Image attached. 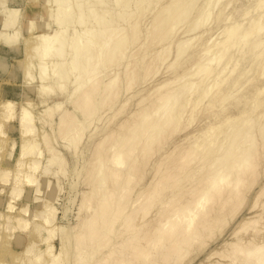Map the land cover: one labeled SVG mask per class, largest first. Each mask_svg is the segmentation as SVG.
<instances>
[{
  "label": "bare ground",
  "instance_id": "obj_1",
  "mask_svg": "<svg viewBox=\"0 0 264 264\" xmlns=\"http://www.w3.org/2000/svg\"><path fill=\"white\" fill-rule=\"evenodd\" d=\"M56 1L57 6L37 1L29 7L40 11V20L51 14L53 18L48 20L55 21L57 29L39 33L29 40L25 79H29V82L34 76L30 67L36 57L40 87L48 91L43 92L42 101H45L47 94L53 92L55 87L46 81L56 79L54 84L62 90L72 77L75 78V84L71 83L75 85L69 96L71 99L68 98L74 110L65 109L59 115L57 133L58 136L62 134L61 140L67 139L73 148H77L86 131L85 125L96 120L104 108L115 109L123 93L130 92L136 85L139 96L135 110L128 113L125 104L115 110L116 115L127 113V120L119 122L97 141L93 162L87 169L92 191L83 197L80 205L79 213L85 210V216H77L80 219L73 227H64L54 226V210L48 204H44V213L40 211L44 217L37 215L39 211L35 213L34 218H44L45 224L53 225V230L61 234L58 233L60 249L53 251L50 237L57 238V235L52 237L54 234L50 235L46 225L49 234L46 249L50 254L45 263L37 262L40 257H36L34 262L66 264L70 260L69 244L72 243V264H188L228 225L231 227L235 224L223 251H211L200 264H264V64L257 57L264 55V0H259L252 11L244 13V24L234 19L235 10L232 14L227 12L235 0H167L164 3L163 0ZM159 4L160 9L152 14ZM3 9L6 11L2 16L5 24H15L19 9ZM148 9H151L153 16L143 28L140 17L142 11ZM137 11L141 14H137ZM74 18L77 20L74 21ZM210 21L215 22L213 25L216 26L212 31L220 30L217 37L211 33V29H201ZM47 22L38 29L47 26ZM179 25L187 26L181 33V36L186 35L183 38L177 35L179 31L176 32ZM79 26L84 27L81 32L77 30ZM32 30L33 27L26 25L27 34ZM10 36L1 38L7 40ZM250 38L248 50L238 53L248 60L255 57L256 60L240 69L242 73L238 79L231 80L240 66V60L232 62V59L240 51L238 48H243ZM0 47V63L9 55L17 59L22 55L20 46L1 44ZM124 60L125 63L119 65L122 66L121 70L111 75V68L118 67L115 63ZM49 64L52 74L48 72ZM163 64L168 66V77L144 89V81L150 76L152 79ZM256 72L259 76L252 77ZM123 76L125 80L121 79ZM250 79H255L252 86L235 98V93ZM203 106L209 108L206 131L200 129L202 124L196 119ZM232 106L235 114L230 110ZM14 107L15 102L6 100L1 107L4 114L0 113L3 114L0 116L6 120L13 118ZM51 108L43 110L50 116H46L45 112H42V116L51 118L54 109L57 111L62 107L56 105ZM21 110L18 126L19 129L22 127L24 135H29V139L25 138L27 140L22 143L15 161L17 178L12 179L15 182L12 181L11 200L23 194L25 187L22 189L19 184L26 181L32 185L38 181L34 171L41 161L38 158L23 161L25 156L37 153L40 142L36 140L30 111L25 106ZM218 113H222L221 118L211 120ZM181 132L183 138L161 153L159 159L152 160L151 169L145 173L151 158L158 151L161 152L164 142L168 143ZM42 134L41 138L47 143L46 152L51 155L48 163L53 165L60 160L64 166L60 154L50 146L49 135ZM37 154L40 156L39 152ZM46 170L50 173L49 169ZM8 171L1 177L5 182L9 177ZM62 172L64 169L60 174ZM147 174V182L141 185ZM47 184L52 187L51 181ZM35 190L38 193L37 188ZM39 199L37 197L36 201ZM251 199L249 214L252 216H243L239 220L238 216ZM86 203L89 206L83 209ZM28 207L23 204L17 218V224L25 229L28 222L25 223L23 220L26 218L22 219L21 216L28 214ZM7 208H13L12 201ZM149 214L151 218L144 221ZM39 228L36 232H39ZM120 230L119 236L112 239L113 234ZM15 238V245L22 247L24 237L19 234ZM9 243L8 239L6 248ZM33 246L31 244L26 248L29 250ZM9 250L4 251L10 254ZM24 252L27 253L26 250ZM192 252L196 253L193 257ZM13 254L15 258L16 253ZM215 255L219 256V260L212 261ZM16 259H13L14 262Z\"/></svg>",
  "mask_w": 264,
  "mask_h": 264
},
{
  "label": "rangeland",
  "instance_id": "obj_2",
  "mask_svg": "<svg viewBox=\"0 0 264 264\" xmlns=\"http://www.w3.org/2000/svg\"><path fill=\"white\" fill-rule=\"evenodd\" d=\"M37 1H44L47 3H52L53 6L58 5V2L56 0H0V45L4 44V45L9 46V47L20 46L19 50L21 51V54H22L19 59L15 58L14 56L9 55L3 59L2 63H0V113H3V109L1 107H2V104L6 100L10 99L13 102H15L14 115H13L14 119L11 118V119L6 120L4 117H3L4 118L3 119L0 116V123H2L1 127H0V129H1L0 135L3 133V135L0 136V140H2V142L4 141V143L6 142V144H5L6 146L4 145V143L2 144V142H0L1 143L0 147L2 149V150L0 149L1 150L0 151V169H1L0 175L2 174L0 176V178L3 177V174L5 171L10 170V171H8L9 177H8V180H6L7 182L3 181L2 178L0 180L1 181L0 182V194H1L0 195L1 196V198H0V214L2 213V215L0 217L1 218L0 219V227L2 225V227L0 229V242L4 243V244L0 243V264H1V262L2 263L4 262L3 264H23V263L33 264V262L36 261L35 260L36 257L37 258L40 257L37 259V262L40 261V263L41 262L45 263V261H47L46 258L50 254L49 250L47 252V249H46L47 245H49V242L47 243V239H46L48 237L47 235H49L48 231H47L49 229H50L49 230L50 235H51V233H52V235L54 234L53 236L51 235L52 237L57 235V238H55L56 237L55 236L54 238L50 237L51 240L49 239L50 244H52V246L54 248L53 251H58L60 249V236L59 235L61 233L56 231V230H53V228H54L53 225L48 226V224H45L43 221L44 218H39V217H42V215L44 213L43 211L46 210V206H44V204L45 205L48 204L49 206L53 207V210H54L53 218L55 220L54 226L59 225V226H64V227H73L74 225H76L78 223L77 221L80 219L78 217L81 214H82L81 216H83V215L85 216V212H86L85 210H83V212L79 213L80 212V205H81L83 197L88 195V193H90L92 191V188H91L92 186L88 183L89 176H88L87 169L90 167V164L93 162V158H94L93 155H95L94 151H95L97 141H99L101 139V137L104 136L105 133H107L110 129L114 128L119 122H121L122 120H127V118H126L127 113L123 114V115H116L115 110L118 109L121 104L122 105L125 104V107H126L125 109L127 110L128 113L135 110L136 109V100L138 99V96H139V94L136 93V91L138 89L137 85H136L132 90H130V92H126V94H125V92L123 93V96L121 97L119 102L116 104L115 109L114 108L110 109L109 107H106L99 113L97 119L92 121L93 124L92 123H89V124L85 123V124H87V125H85L86 131H85L84 136L82 137L81 141L79 142L77 148H76V146L73 148L67 139H63L65 141L61 140V138H63V136H61L62 134L60 135L61 136L60 137V136H58L59 133H57V132H59L57 130L58 129L57 125L59 122L58 121L59 115L65 109L69 110V111L74 110L73 103H72V101L69 102L68 98L71 99V97H69V96H70V93L72 92V87L73 88L75 87V85H74L75 84V78L72 77L70 82L67 84L68 86L62 90H59L57 85L54 84L56 79H53L54 82L49 81V80H48L49 82L46 81V83H48L52 86H55V87H54V91H53L54 93L53 92L48 93L45 101H42L43 92L46 93L48 91H45L40 87L41 82H40L39 76H38L39 75L38 74L39 73V67L37 65V58L36 57L33 59L34 64H32L30 67V68H32V69H30L31 72H33L32 75H34L32 77L33 80L30 79V81L27 82L29 79H27V80L25 79V71H26L25 68H26V63H28L27 59L29 56L28 52H27L28 47H29V40L33 39V37L39 33L53 32L57 29L55 21H49V20H52V18H53V16L51 17V14L44 16V19H41L42 20L41 21L40 16L38 17V15H41L40 11L35 10L34 8L33 9L29 8L32 5L34 6V4L37 3ZM166 1L167 0H163L162 3L166 2ZM258 1L259 0H235V2L232 3L228 7L227 12L232 14V12H234V10H235L236 12L234 13V16H235L234 19L236 20V22H238L240 24H244L245 20H246L244 13L248 12V11H252L253 8L256 6V4H258ZM160 6H161V4H159L157 6V8H154L155 10L153 9V11L151 13L154 14L158 10V8L160 9ZM8 7H11V8L16 7V9H19L18 18L15 21L16 23L14 22L15 24H13V25H11V24L7 25V23L5 24V21L2 18V16L4 17L5 13H6V11H4L5 9H3V8H8ZM131 8L132 7H130L129 9L132 10ZM231 8H233V10H231ZM148 10L149 11H147V10L145 11V12H147L145 16H144L145 12H143L144 10L142 11L143 15L139 11H137V14L138 13L141 14L140 26L143 28L145 25L148 24V22H150L151 17L153 16L150 13L151 9H148ZM229 10H231V11H229ZM127 12H131V11H127ZM48 18H49V20H48ZM73 20L75 21L77 19L74 18ZM46 22L48 23V25L44 26L43 29L39 30L38 28L40 27V25H42ZM146 22H147V24H146ZM213 24H215V22L210 21L207 25H205L206 27L204 26V28L202 27L201 29L206 30V31H209L211 29V31H212V28H214V27L216 28V26ZM26 25H29V27L31 26L34 29L29 34L26 33ZM182 27H183V25H182ZM182 27H181V25H179L177 27L176 32L179 31V33L177 32V35L180 34V36H181V33H184L187 26L184 25V27L183 28ZM179 28H182V29H179ZM82 29H84L83 26H79L77 28V30H79L80 32ZM14 31L15 32L18 31V32L16 34H13ZM206 33H208V32H206ZM211 33L213 35L215 34L214 36L217 37L220 33V30L216 29L215 31L213 30ZM1 36H10V38L7 40H3L1 38ZM185 36L186 35L182 34L181 37L183 38ZM216 37H214V38H216ZM251 39L252 38H250L248 40L247 44L243 48H240V47L238 48V50H240V51H237L236 55L238 52L240 53V52H243V50L244 51L248 50L249 41H251ZM263 39H264V36H263ZM0 49H1V47H0ZM174 49H175V47H174ZM239 53H238L239 57H237L235 55L232 59V62H234L237 59L240 60V62H239L240 66H239V70L236 72V74H234L235 76L233 75L234 77H232L233 79H231V80L238 79L241 76L242 70L246 66H249V64H251L252 62H254L256 60V57L254 59L251 58L250 60H248L245 56L241 57V55H239ZM257 57L259 58V62L261 64H264V55H261V56L257 55ZM68 58L69 57H67V60H68ZM124 63H125V60L121 61V62H116L115 64H117L118 67H117V69L115 66L113 68H111V72L113 71V73H111V75H114V73L116 71L118 72V70H121L122 66H119V65L120 64L122 65ZM49 65H50V69H48L49 70L48 72L52 74L51 64H49ZM240 69H242V70H240ZM157 72H158V74H157ZM157 72L155 75L156 77L153 76L151 79V76H150L147 79L148 81L147 80L144 81L145 84L143 83V85H142V87L144 89L151 88L154 85V83H156L158 80L168 77L169 73H168L167 64H163L159 68V70H157ZM225 75H226V73L222 74V76H225ZM222 76H221V78H223ZM256 76L257 77L259 76L257 72H256V75L253 74L252 77H256ZM52 78H53V76H52ZM121 79L125 80V76H123ZM149 79H151V80H149ZM257 79H259V78H257ZM254 81H255V79L253 81L251 79L246 81L242 85V87L239 89V91L235 93L236 94L235 98H238L242 92H244L250 86H252ZM72 82L74 83L73 85L71 84ZM228 84H229V80H228ZM122 85H123V82H122ZM27 86H29V87L27 88ZM31 86H32V88H33V86H35V88L33 89L34 91L32 90V88H31L32 91L30 90ZM40 90H42V92ZM221 92H223V90H221ZM66 93H67V95H65ZM140 93L143 94V92H140ZM25 94H27L28 97L24 96ZM217 94H219V93H217ZM27 98H29L30 100H28ZM26 100H28L29 103L31 102L32 105L28 103L29 106H27ZM53 104H54V106L61 105L62 108H59L57 111H55L56 109H54L53 115H52L53 119H52V117L51 118L46 117L47 115L48 116H50V115L46 114L47 111L45 112L43 110L49 109V107L53 108L54 107V106H52ZM22 106H25L26 108H28V110L30 111L31 116L34 120L33 124H34V126H35L34 128L36 130V137H37L36 140L38 143L40 142L39 146H38L39 151L37 150V153L39 152L40 156H38V154L35 152V154H33L34 156L33 155H31V156L27 155L24 158L21 157L20 160L22 158H23V161H25V162L34 160V158H38V160H41V161H39L40 164L38 166V169L36 171H34V177L38 180L37 182H39V181L40 182L39 183L36 182L35 184L31 185V184L26 183V181H24V179H23L22 181H24V183L18 185V186H21L22 189L25 187V190H22V191H24L23 194L20 195L21 198H19L20 197L19 196L17 199L11 200V191H12L11 188H13L11 186H14L13 182H15V181H13V180L14 179L16 180V178H17V175H16L17 171H16V167H15L16 162L15 161L17 160V158L21 152L20 149H21L22 143L25 140L29 139V135L28 134L24 135L22 133V127H21V129H19L20 126H18V124H19L18 118H19L20 113L22 112V110H21ZM208 109H209L208 107L203 106L200 114L196 118L197 121L200 124H202V126H200V129H203L204 131H206V127H205L206 125L205 124L208 121L206 119ZM230 110H232V112L234 114L236 113L235 110L233 109V106ZM42 112H45L46 116L45 115L42 116ZM105 112H106V114H105ZM3 114H0V115H3ZM221 115H222V113H218L215 117H212L211 120H213L214 118L220 119ZM100 117L103 119H101ZM41 119L42 120L44 119V120L41 122ZM38 121H40V122H38ZM99 121H100V123H99ZM43 122H46L47 124L44 125ZM49 123L52 124V126L50 125L51 127L48 126ZM107 123H109V125ZM104 126L105 127L107 126V127L104 128ZM8 127L10 128L9 130H8ZM20 130H21V132H20ZM41 130H42V132H41ZM43 132H44V134L49 135L48 138L50 140L49 143H51L50 146H53V148L56 149L58 154H60L59 156L61 157L60 159L63 160L62 163L65 164V165L63 164L64 166L61 165L60 160H59L60 162L58 161L59 163L54 162L55 164H53V165L48 163V160H49L48 157H51V155L49 153L47 154V152H48L47 143H45L44 139H42L43 137L41 138V136L43 135L42 134ZM4 133L6 135H4ZM90 136H92V137L90 138ZM183 136H184V134L181 132L179 134L174 135L172 137L171 141H168V143H167V141L164 142L163 148L160 149L161 152L159 153V151H158L151 158L147 168L145 169V173H148L146 171H149L151 169V162L159 159L161 153H164V151L171 149L174 142L182 139ZM20 137H22V139H20ZM64 137H65V135H64ZM25 138H27V139H25ZM14 143H16V144H14ZM165 143L167 145H165ZM13 144H14V146H13ZM64 146H65V148H64ZM3 147H5V149ZM10 152H12V154H10ZM59 164H60V167H62V168L58 167ZM44 167H46V168H44ZM59 168L61 170H58ZM46 169H49L50 173ZM63 169H64V172H62L63 174L61 173L62 174L61 175L60 172L63 171ZM57 170H58V172H57ZM13 172H15V173H13ZM55 172L57 175L55 174ZM13 177H14V179H13ZM22 178H23V175H22ZM148 178H149V174H147V176L145 177V180H143L141 185L145 184L147 182ZM46 180H47V182L51 181L52 184H50V185H52V187H53V184L55 185L53 187L55 190L52 187H50L47 184V182H45ZM40 183H42V185ZM44 183H45V185H43ZM36 184L38 185V187ZM39 184H40L41 190H43V192L39 189ZM113 186H115V184ZM56 187H57V189H56ZM1 188L4 191H2ZM35 188H37L38 193H35L36 192ZM50 188H52L53 191H55V193L52 191L54 193V197L52 196L53 195L52 192L49 194V192L51 191ZM45 192H47V195H45ZM37 197H39L40 199L36 201ZM50 198H52V200ZM10 201L13 202V208H11V209L7 208V205ZM92 202H93V200L90 201V203H92ZM38 203H40V204H38ZM23 204H27L30 207V208L28 207V212H27L28 216L26 214L24 216H21V217H23L22 219L26 218L25 220H23L25 223L28 222V226L26 227V229L21 228V225L17 224V218H19L18 215L20 216L19 212H20L21 206ZM37 204H38V206H37ZM251 205H252V199L245 206V209L243 210V212H241V214L238 216L239 220H241L243 218V216H245L246 218H249L252 216L249 214V209H250ZM87 206H89V203H86V205L83 207V209H85V207L87 208ZM38 211L39 212L42 211L43 213L40 212V214L39 213L37 214ZM35 213L39 217L37 216L36 218H34ZM5 217H7V218L10 217V218H8L9 221L7 220V218L5 219ZM14 217L16 218V220H14ZM43 217H44V215H43ZM149 218H151L150 214L146 217V219L144 221H146ZM75 222H77V223L75 224ZM7 224L8 225L10 224L11 226L9 225L7 227ZM46 225L48 226L47 230H46V227H47ZM39 226H40L41 230H40ZM14 227L16 228V230ZM37 227L39 228V232H36V231H38ZM44 227H45V229H44ZM234 227H235V224H233L231 227H229V225H228L225 228L224 232L217 239L211 240L208 243V246L206 247V249H204V251H202L200 255H197L196 257H194L195 259L192 262H189L188 264H200V263H202V261L205 259V257L213 250L218 249V252H222L223 251L222 248H224V243L229 242V237H230V234L233 231ZM32 231H34L35 233ZM120 232H121V230L118 231L116 235L113 234L112 239L119 236ZM30 233H33V234L31 235ZM36 233L39 235L37 236ZM58 233H60V234H58ZM19 234L22 237H24V239L22 240L23 241L22 247L21 246L18 247L17 245H15L16 244L15 243L16 242L15 237H17ZM7 236H9V238H7ZM43 238H45V239H43ZM8 239H9L10 243L8 244V247H7L8 249H7L6 244L8 242ZM43 240H45V241H43ZM38 241H39V243H38ZM35 243H36V245H35ZM31 244L34 245L33 247H31L32 249L35 247L34 250H35V253L37 252L36 255H33V254H35L34 250H32L30 248L32 250V254H31V252L29 251L30 249L27 250V248H26V247L31 246ZM9 245H10V247H9ZM69 245H70V248H69L68 254H70V256H69L70 260H67L66 264H72L71 252L73 249V244L71 243ZM2 248L3 249L6 248L4 250L10 249L9 252H11V253L9 254V253H7V251H4V250L2 251ZM25 250L27 251V253L24 252ZM38 251L41 253H38ZM13 253L17 254V255L15 254V258H14ZM22 253L23 254L26 253L25 254L26 257ZM7 254H9V255H7ZM27 254L29 256H27ZM38 254L40 256H37ZM194 254H196V253L192 252V254H191L192 257L194 256ZM19 255H21V256L23 255L22 256L23 258L20 257ZM29 257H30V259L32 258L31 260H33V262L30 259L28 261ZM16 258H18L20 260L18 261ZM13 259H16L15 260L16 262H14ZM23 259H24V261H23ZM217 259L219 260V256L215 255L211 260L215 261ZM37 262H34V263L37 264Z\"/></svg>",
  "mask_w": 264,
  "mask_h": 264
}]
</instances>
